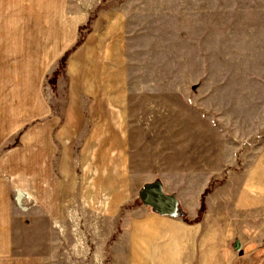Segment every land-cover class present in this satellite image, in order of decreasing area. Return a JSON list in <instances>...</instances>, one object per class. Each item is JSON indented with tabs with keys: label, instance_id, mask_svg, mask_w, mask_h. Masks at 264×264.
<instances>
[{
	"label": "rangeland",
	"instance_id": "rangeland-1",
	"mask_svg": "<svg viewBox=\"0 0 264 264\" xmlns=\"http://www.w3.org/2000/svg\"><path fill=\"white\" fill-rule=\"evenodd\" d=\"M87 5L92 11L86 23L51 19L43 38L29 18H0V126H21L15 145L4 151L20 140L27 159L31 127L38 141L48 134L53 144V161L38 162L37 178L35 172L30 178V164L23 161L21 185L9 193L11 217L21 224L15 227L21 233L16 232L13 255L23 264H153L147 257L127 259L121 233L140 208L154 211L139 194L158 183L165 195L177 191L176 202L188 198L186 188L198 191L200 207L191 223L204 220L212 201L208 217L214 222L244 219L247 230L257 229L256 238L253 232L237 233V227H230L224 242L215 236L214 264H264V0H87ZM21 6L28 9V2ZM115 8L124 47L119 64H127L130 77L118 106L116 150L100 140L109 132L105 115L95 123L102 126H86L91 115L70 107L73 79L84 64L79 48L99 27L98 14ZM41 21H35L38 31ZM63 34L77 38L66 50L56 47ZM31 102L38 105L35 115ZM191 126L212 134L211 163L176 165L174 136H193ZM62 186L69 195L62 196ZM237 189L248 201L240 213ZM17 190L25 195L19 206ZM221 200L224 210L217 209ZM180 208L177 203L175 217L189 223ZM254 221L257 228L249 227Z\"/></svg>",
	"mask_w": 264,
	"mask_h": 264
},
{
	"label": "crops",
	"instance_id": "crops-1",
	"mask_svg": "<svg viewBox=\"0 0 264 264\" xmlns=\"http://www.w3.org/2000/svg\"><path fill=\"white\" fill-rule=\"evenodd\" d=\"M23 1L28 2V9L26 10H22ZM79 1V6H76L70 0H0V18H29L32 30L36 27V34H41L43 38L49 34L48 27L51 19L67 17L80 20L78 25L86 23L92 10L89 9L87 0ZM7 7L9 9H6ZM118 13L117 8L110 11H101L97 16L101 21L100 24L98 23L99 27L95 28L93 33L81 44L79 51L83 54L84 64H79L78 76L73 79V95L70 103L71 109L78 108L76 112L73 110L72 113L81 112L84 109L85 114L91 115V121L87 122L86 126H102L99 121L95 125L97 117L99 115L106 116L104 126L109 127V132L105 136H101L100 140L104 142L103 145L114 146L115 150L119 141L116 119L119 113L118 106L125 98L130 79L127 75V64L124 61L119 64L118 52L124 47H121L122 42H119L118 38ZM39 19L42 21L40 22L41 28L38 31V27L35 25ZM43 20H46L45 25ZM71 34L74 35V33ZM76 40V37L71 39L69 34L67 36L63 34L59 43L62 44L58 45V41H55V44L58 45L57 48L66 50L70 44H75ZM35 42L37 43V39ZM69 69V72H75V67ZM119 73H121L120 80ZM123 73H125V76ZM13 97L14 95L10 96V99ZM30 104L32 106L30 109H33L31 113L37 114L38 105L33 106V102ZM12 106L14 107V102ZM10 114L15 113L10 112ZM112 118L115 119L114 123H112ZM20 129L21 126H0V264H23L21 256L13 255L12 243L17 236L16 232L21 233L20 230H15V227L21 224L19 222L15 223L11 217V198H9L12 188L21 185L22 162H29L30 178L33 177V172H35V178H37L38 162L43 164L53 161L51 139H49L48 134H45L43 139L38 141L37 128L34 129V127H31L29 139L24 144V148H29L27 159L23 160L22 158V141L20 140L19 144L16 145L17 147L15 146L5 153L4 148L16 142L15 135ZM146 134L148 135V133ZM190 134L194 135L189 136V138H182L181 134L174 136V143L176 141L174 148L177 152L176 155L180 157L179 160L175 161L176 165H178V161L181 165L182 163H192L198 160L211 163L215 158L212 134H209L208 129L204 126H191ZM93 145H96L95 142L89 141V146L92 147ZM39 151L40 158L38 156ZM62 161H66L64 156ZM175 175L179 177V173H175ZM201 177L204 178L202 175ZM205 184L207 185V183ZM186 189L189 191V193H186L190 195L188 198H178L177 203L182 208L180 210L186 214L189 223L181 218L159 215L147 208H140L138 214L126 219L121 234L125 238V257L127 259L134 258L137 260L147 257L152 261L155 260L152 262L153 264H214L215 236L220 238L219 242L226 241L230 234V227L233 230L237 227L238 229L235 230L243 236H246L247 233L252 234V229H246L244 219H237L233 222L228 221L226 218L215 222L211 220L208 215L209 211L214 209L212 201H207V215L204 220L200 223H191L194 222L197 216L200 199L198 191L194 190L192 186ZM61 190L62 196L69 195V190L65 191L64 186ZM17 193L18 195L14 200L19 206L18 203L25 195L20 190H17ZM172 193L171 195L175 197L174 194H177V191H172ZM237 194L242 195L237 200V209L235 208L240 213L245 210L244 206L248 201L244 197L246 194L244 190L237 189ZM30 199L32 201V197ZM221 201L220 205L217 204V209L222 207L221 210H224L226 201ZM80 207L82 208V205ZM83 207H85V204ZM255 221V225L250 224L248 226L257 228V222ZM253 233L256 238L257 229Z\"/></svg>",
	"mask_w": 264,
	"mask_h": 264
},
{
	"label": "water",
	"instance_id": "water-1",
	"mask_svg": "<svg viewBox=\"0 0 264 264\" xmlns=\"http://www.w3.org/2000/svg\"><path fill=\"white\" fill-rule=\"evenodd\" d=\"M141 202L162 216L175 217L177 202L173 196L165 195L159 184L147 185L139 194Z\"/></svg>",
	"mask_w": 264,
	"mask_h": 264
}]
</instances>
